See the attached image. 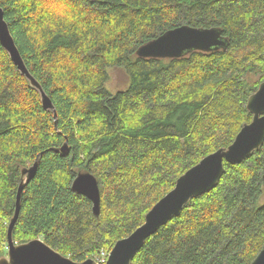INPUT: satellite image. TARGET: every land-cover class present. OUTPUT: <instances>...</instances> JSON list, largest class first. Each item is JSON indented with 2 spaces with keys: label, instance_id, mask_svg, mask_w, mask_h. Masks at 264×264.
Returning a JSON list of instances; mask_svg holds the SVG:
<instances>
[{
  "label": "trees",
  "instance_id": "1",
  "mask_svg": "<svg viewBox=\"0 0 264 264\" xmlns=\"http://www.w3.org/2000/svg\"><path fill=\"white\" fill-rule=\"evenodd\" d=\"M26 67L0 42V257L22 169L15 243L36 238L76 261L98 259L130 235L177 179L233 143L264 81V0H0ZM182 25L220 28L229 46L182 57L138 49ZM107 66L130 86L111 93ZM68 143L69 153L57 150ZM94 174L101 212L73 189ZM264 246V143L225 162L218 185L147 238L131 264H251Z\"/></svg>",
  "mask_w": 264,
  "mask_h": 264
},
{
  "label": "water",
  "instance_id": "2",
  "mask_svg": "<svg viewBox=\"0 0 264 264\" xmlns=\"http://www.w3.org/2000/svg\"><path fill=\"white\" fill-rule=\"evenodd\" d=\"M0 42L8 51L18 69L27 76L31 84L41 94L46 109L54 106L41 84L32 76L5 19L0 6ZM229 40L220 28H199L182 25L168 30L160 37L141 46L137 54L145 58L182 57L193 50L213 51L227 49ZM247 108L253 114L249 123H245L232 144L221 147L208 154L196 165L188 169L176 181L174 188L162 197L146 214V223L139 226L129 236L118 240L110 251L104 264H131L132 259L141 250L147 238L173 217L179 216L184 206L194 197H198L216 187L225 171V162L240 163L258 150L264 143V81L252 93ZM63 155L69 153L68 143L57 148ZM40 155L30 167L22 169V181L19 186L17 207L8 227L7 254L0 257V264H100L94 258L76 261L50 246L44 239L36 238L24 243H15L13 228L18 219L21 195L26 184L36 173ZM73 189L87 196L93 203L96 216L101 212V191L96 176L90 172H80L73 181ZM251 264H264V246Z\"/></svg>",
  "mask_w": 264,
  "mask_h": 264
},
{
  "label": "rangeland",
  "instance_id": "3",
  "mask_svg": "<svg viewBox=\"0 0 264 264\" xmlns=\"http://www.w3.org/2000/svg\"><path fill=\"white\" fill-rule=\"evenodd\" d=\"M106 71L108 73V79L105 83V87L111 93H117L128 89L130 86V77L125 67L107 66ZM109 253L110 252H103L102 256L96 259L98 263L104 264L105 262H103V259L107 260Z\"/></svg>",
  "mask_w": 264,
  "mask_h": 264
},
{
  "label": "bare ground",
  "instance_id": "4",
  "mask_svg": "<svg viewBox=\"0 0 264 264\" xmlns=\"http://www.w3.org/2000/svg\"><path fill=\"white\" fill-rule=\"evenodd\" d=\"M214 188H215V187H214ZM214 188H213V189H214ZM145 223H146V219H145V221H144L141 225H143V224H145ZM141 225H140V226H141ZM137 228H138V227H137ZM137 228H136V229H137ZM136 229H135V230H136ZM135 230H134V231H135ZM134 231H133V232H134ZM128 236H129V235H128ZM149 237H150V236H149Z\"/></svg>",
  "mask_w": 264,
  "mask_h": 264
},
{
  "label": "built area",
  "instance_id": "5",
  "mask_svg": "<svg viewBox=\"0 0 264 264\" xmlns=\"http://www.w3.org/2000/svg\"><path fill=\"white\" fill-rule=\"evenodd\" d=\"M106 260L105 259H103V262H105Z\"/></svg>",
  "mask_w": 264,
  "mask_h": 264
}]
</instances>
